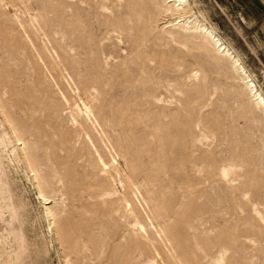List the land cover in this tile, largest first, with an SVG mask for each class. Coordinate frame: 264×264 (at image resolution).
<instances>
[{
  "label": "rangeland",
  "instance_id": "1",
  "mask_svg": "<svg viewBox=\"0 0 264 264\" xmlns=\"http://www.w3.org/2000/svg\"><path fill=\"white\" fill-rule=\"evenodd\" d=\"M181 15L264 95V0H0V264H264V110Z\"/></svg>",
  "mask_w": 264,
  "mask_h": 264
},
{
  "label": "bare ground",
  "instance_id": "2",
  "mask_svg": "<svg viewBox=\"0 0 264 264\" xmlns=\"http://www.w3.org/2000/svg\"><path fill=\"white\" fill-rule=\"evenodd\" d=\"M187 2H188V0H166L167 10L177 9V10L181 11V9H184V6ZM177 25L179 27L186 29V30H189V31L193 30V31H197V32L201 33L205 38H207L209 41L213 42V44L216 47L217 53H221V54L231 58L232 62H233L234 69L240 73L241 79L244 81V83L246 84V86L250 90L253 101L255 102V104L258 107H260L264 110V95H263L262 91L259 90L255 79L253 77H251L250 74H248L247 69L239 61V59H235V57L233 56L232 49L228 45H226L225 42H222L221 37H219V35L216 34L214 28L208 27L206 24H202L198 21H193L191 19H187L186 17H183L182 15L179 16L173 23H170V26H177ZM5 132H6V130L4 131V130L0 129V146L3 147L2 149H0V166H1V168H4L3 166H5V165H3L4 162H2L3 149L6 148L10 144V142H12L11 141L12 138L9 137V135H7L8 133H5ZM9 147L10 146H8V148ZM23 150H25V149L23 148ZM25 159H26V163L28 164V166L33 168V170L37 171L39 177H43L41 172H40L41 171L40 161L37 158V155H36L35 150L32 147V145L27 146ZM5 179H6V177H5ZM8 198H9V196H7L6 193L2 190L1 181H0V239L2 241H4V240H7V238H9V237H13V244H11L12 241L10 242V244L13 245L12 251H15V256L14 255H12V256L16 258V261H19V259L21 258L20 257V254L22 253L21 251H25L27 248V242H26V237H25L22 225H21V221H20V217L18 215V212L15 211V209H13V213L15 212L13 217H11L10 220L4 219V216H3L4 208L8 207V205L5 204V202H7ZM46 210L50 215L55 216L51 207L47 206ZM5 233L7 234V237H5ZM8 240H10V239H8ZM2 247H3V244H2ZM2 247H1V249H2ZM3 249H6V248H3ZM9 250H10V248H9ZM0 262H1V260H0ZM20 262L21 261H19V263Z\"/></svg>",
  "mask_w": 264,
  "mask_h": 264
}]
</instances>
